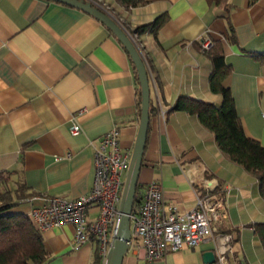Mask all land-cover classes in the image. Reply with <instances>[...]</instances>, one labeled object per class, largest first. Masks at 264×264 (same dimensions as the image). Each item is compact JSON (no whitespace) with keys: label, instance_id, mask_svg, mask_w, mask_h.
Returning a JSON list of instances; mask_svg holds the SVG:
<instances>
[{"label":"crops","instance_id":"1","mask_svg":"<svg viewBox=\"0 0 264 264\" xmlns=\"http://www.w3.org/2000/svg\"><path fill=\"white\" fill-rule=\"evenodd\" d=\"M125 8L101 0L130 34L166 13L157 36L137 34L149 74L151 110L137 192L158 181L167 203L192 208L200 182L214 178L233 236L230 261L264 264V249L252 223L264 222L259 183L217 146L197 116L172 111L179 96L218 106L209 87L211 61L204 39L220 43L231 73L222 80L234 98L247 136L264 147V0H146ZM229 24L232 27L230 31ZM131 59L110 30L90 14L52 0H0V172H11L30 198L9 213H28L45 197L76 198L89 192L98 139L117 128L121 149L131 155L141 106ZM75 118L79 132L71 133ZM91 206L88 218L97 216ZM48 258L43 264H92L94 241L73 247L74 226L41 231ZM194 248L145 261L130 249L122 264H216ZM100 264H103L101 259Z\"/></svg>","mask_w":264,"mask_h":264},{"label":"built area","instance_id":"2","mask_svg":"<svg viewBox=\"0 0 264 264\" xmlns=\"http://www.w3.org/2000/svg\"><path fill=\"white\" fill-rule=\"evenodd\" d=\"M87 1L109 14L101 0ZM130 37L141 53L137 34H130ZM212 47L213 42L209 39L201 42L203 51ZM70 131L73 134L79 132L75 118ZM130 157L119 145L117 128L104 133L94 148V176L89 192L76 198L45 197L28 212L35 228L41 232L72 224L73 247L77 249L94 241L104 261L119 225V205ZM200 187L194 206L188 210L167 203L158 181L146 184L140 193L136 191L130 213L128 250L131 249L137 258L154 261L169 252L194 248L212 240L216 264H235L229 257L233 236L221 230L227 209L223 197L216 192L218 183L214 178L205 179L200 182ZM93 205L98 213L89 219L88 211Z\"/></svg>","mask_w":264,"mask_h":264},{"label":"trees","instance_id":"3","mask_svg":"<svg viewBox=\"0 0 264 264\" xmlns=\"http://www.w3.org/2000/svg\"><path fill=\"white\" fill-rule=\"evenodd\" d=\"M117 1L125 8L137 7L147 3L146 0ZM206 1L210 4L220 5L225 0ZM167 18V14L162 13L151 22L138 25L132 33L139 35L148 32L156 37ZM229 28L232 32L230 24ZM206 52L211 61L209 87L213 93L221 95V103L216 106L187 96H179L171 110L183 111L197 116L199 122L213 133L221 152L255 177L259 183V193L264 200V147L257 140L246 135L237 115L231 91L222 85V80L231 73V67L224 61L221 44L215 42L213 47ZM255 57L259 60L264 59L263 54L255 55ZM133 69L138 83L134 66ZM137 101L138 106H140L141 94L139 88ZM150 110L151 102H149V113ZM10 175L11 172H0V181L2 179L8 180ZM31 196L25 192L19 181H17L16 188L13 191H2L0 189V264H43L48 258L42 234L35 228L28 213L8 212L16 201ZM250 226L264 249V222L252 223ZM100 261L101 257L97 249L92 264H100Z\"/></svg>","mask_w":264,"mask_h":264},{"label":"water","instance_id":"4","mask_svg":"<svg viewBox=\"0 0 264 264\" xmlns=\"http://www.w3.org/2000/svg\"><path fill=\"white\" fill-rule=\"evenodd\" d=\"M63 3L77 9H80L104 24L110 32L117 38V40L124 47L128 53L133 66L136 71L139 89L141 94V112L138 131L134 146L132 149L129 167L125 176V181L122 190L121 201L119 205L120 220L113 238V243L107 251L103 264H122L124 255L128 251L127 241L130 238V213L134 201L135 193L137 190V180L139 170L142 165L143 152L146 143L148 125H149V102H150V89H149V74L146 63L140 51L134 44L130 34L114 19L110 14L101 8L93 5L87 0H52ZM207 260L215 261L216 255L214 250L205 253Z\"/></svg>","mask_w":264,"mask_h":264},{"label":"rangeland","instance_id":"5","mask_svg":"<svg viewBox=\"0 0 264 264\" xmlns=\"http://www.w3.org/2000/svg\"><path fill=\"white\" fill-rule=\"evenodd\" d=\"M16 181L14 182L13 180H11V178H9L8 180H6V179H2L1 181H0V189L2 190V191H5V190H10V191H13V190H15V188H16Z\"/></svg>","mask_w":264,"mask_h":264}]
</instances>
